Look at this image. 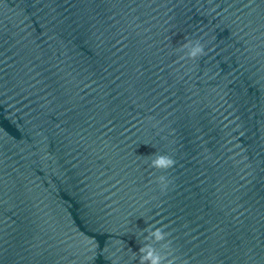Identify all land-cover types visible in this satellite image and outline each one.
<instances>
[{"label":"clouds","instance_id":"obj_1","mask_svg":"<svg viewBox=\"0 0 264 264\" xmlns=\"http://www.w3.org/2000/svg\"><path fill=\"white\" fill-rule=\"evenodd\" d=\"M208 3L211 4L212 0H208ZM211 11H215V8ZM205 47L202 38L185 37L184 43L175 51L182 53L179 60L195 61L206 55ZM175 163L174 158L163 152H156L149 158V167L154 170L152 182L160 186L162 192L166 191L171 183L168 173ZM139 235L142 237L141 246L138 252L133 254V259H138V264H187V261L178 255L167 224L161 222L159 227L155 223L147 224L146 228L140 230Z\"/></svg>","mask_w":264,"mask_h":264}]
</instances>
